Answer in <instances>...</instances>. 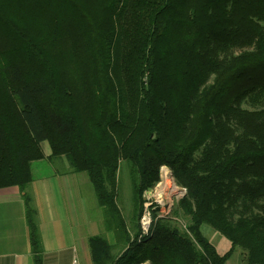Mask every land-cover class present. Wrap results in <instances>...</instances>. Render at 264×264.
<instances>
[{
    "label": "trees",
    "instance_id": "obj_1",
    "mask_svg": "<svg viewBox=\"0 0 264 264\" xmlns=\"http://www.w3.org/2000/svg\"><path fill=\"white\" fill-rule=\"evenodd\" d=\"M43 142L87 173L104 208L115 241L89 237L93 264H224L237 248L243 264H264V0H0V189H25ZM123 161L133 234L117 203ZM163 166L186 189L174 213L189 222L154 202L144 235Z\"/></svg>",
    "mask_w": 264,
    "mask_h": 264
},
{
    "label": "crops",
    "instance_id": "obj_2",
    "mask_svg": "<svg viewBox=\"0 0 264 264\" xmlns=\"http://www.w3.org/2000/svg\"><path fill=\"white\" fill-rule=\"evenodd\" d=\"M43 143L46 157L32 162L33 179L25 189L18 186L0 189V264H34L25 193L31 197L36 211L43 264H93L88 239L96 235V221L89 215L82 189L87 180L80 176L83 172L73 171L66 157L50 158V147L44 148ZM42 161L49 163V171L43 172L42 166H38L35 175L34 164ZM55 164L59 168H54ZM61 166H65L63 171ZM235 252L237 257L224 264H243L242 251L237 248L231 256Z\"/></svg>",
    "mask_w": 264,
    "mask_h": 264
},
{
    "label": "rangeland",
    "instance_id": "obj_3",
    "mask_svg": "<svg viewBox=\"0 0 264 264\" xmlns=\"http://www.w3.org/2000/svg\"><path fill=\"white\" fill-rule=\"evenodd\" d=\"M245 107H249V105L245 104ZM43 147L46 149L47 148L49 149L48 143L44 142ZM38 166H42L43 172L49 171V163L47 161H42V163L34 164L35 175H37L38 173L37 172ZM54 168H59V166L55 164ZM64 169H65V166H61L60 170L63 171ZM80 176H82V178L87 180L86 185L85 183L82 184L83 186L82 189L84 190V193L86 194V197H87V206H88L89 215L92 219H95L96 221L95 234L104 235L107 237L108 240L114 243L115 241L114 235L111 232L106 231L105 211H104V208L100 206L97 201V197H96V194H95V191H94V188L90 181L89 176L87 175L86 172L81 173ZM161 180H162V177H161ZM161 180L153 189L145 193L146 200L148 197H150V199L146 201L148 203H145V206H148V208L146 207L144 214H142L140 223H141L143 216L145 215L147 211L150 212V214L152 215L153 210H150V209L152 208V204L155 202L159 204V209L157 210L159 217L169 216L171 220V224L179 227L180 229H183L185 224L189 222L188 218L185 217L182 213L180 214L174 213V210L177 208L178 200L179 198L182 197L183 194H181V196L179 197L173 196L171 199L168 198L167 196H163V198L158 199L155 196V193H156V190L160 186ZM179 187L183 189L181 186ZM151 202L152 204L150 205ZM117 203L121 210L122 215L127 221V224L130 228L131 233L133 234L134 227L136 225V218L134 216L135 207L133 204V186H132V179H131V173H130V165L126 161H123L121 163L120 170L118 173ZM202 232L209 239V241L216 247L217 251L220 254H224L225 252L228 251V249H230V242L228 241V239H226L222 234H220L218 231H216L211 226L206 225V224L202 225ZM238 250L240 251L243 249L238 248ZM119 251H120L119 247H116L114 249L115 254H117ZM236 257H237V253L235 252L234 255L231 256L230 258L233 259Z\"/></svg>",
    "mask_w": 264,
    "mask_h": 264
},
{
    "label": "bare ground",
    "instance_id": "obj_4",
    "mask_svg": "<svg viewBox=\"0 0 264 264\" xmlns=\"http://www.w3.org/2000/svg\"><path fill=\"white\" fill-rule=\"evenodd\" d=\"M161 177H162V180H161L160 186L156 190V193H155V196L158 199L163 198V196H167L168 198L171 199L173 196L179 197L181 196V194L184 193L183 189H181L177 185L172 175V172L168 167L166 166L163 167Z\"/></svg>",
    "mask_w": 264,
    "mask_h": 264
},
{
    "label": "built area",
    "instance_id": "obj_5",
    "mask_svg": "<svg viewBox=\"0 0 264 264\" xmlns=\"http://www.w3.org/2000/svg\"><path fill=\"white\" fill-rule=\"evenodd\" d=\"M149 192V191H148ZM150 199V197H148L147 198V200H149ZM146 200V201H147ZM145 201V203H148V202H146ZM152 204V202L150 203V205ZM145 207H147L148 208V206H145ZM145 212V211H144ZM151 221H152V217H151V214H150V212H146L145 213V215L143 216V218H142V220H141V227H142V233L144 234V235H147L148 233H149V227H150V225H151ZM141 264H143V263H141ZM144 264H147V263H144Z\"/></svg>",
    "mask_w": 264,
    "mask_h": 264
},
{
    "label": "water",
    "instance_id": "obj_6",
    "mask_svg": "<svg viewBox=\"0 0 264 264\" xmlns=\"http://www.w3.org/2000/svg\"><path fill=\"white\" fill-rule=\"evenodd\" d=\"M163 167H165V166H163ZM163 167H162V169H163ZM162 169H161V171H162ZM183 191H184L183 195L186 194V189L185 188H183Z\"/></svg>",
    "mask_w": 264,
    "mask_h": 264
}]
</instances>
